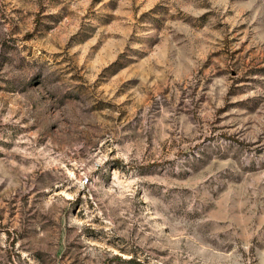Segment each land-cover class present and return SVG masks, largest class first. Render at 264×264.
<instances>
[{
    "label": "rangeland",
    "instance_id": "obj_1",
    "mask_svg": "<svg viewBox=\"0 0 264 264\" xmlns=\"http://www.w3.org/2000/svg\"><path fill=\"white\" fill-rule=\"evenodd\" d=\"M0 264H264V0H0Z\"/></svg>",
    "mask_w": 264,
    "mask_h": 264
},
{
    "label": "built area",
    "instance_id": "obj_2",
    "mask_svg": "<svg viewBox=\"0 0 264 264\" xmlns=\"http://www.w3.org/2000/svg\"><path fill=\"white\" fill-rule=\"evenodd\" d=\"M87 182V179H84V183H86Z\"/></svg>",
    "mask_w": 264,
    "mask_h": 264
}]
</instances>
